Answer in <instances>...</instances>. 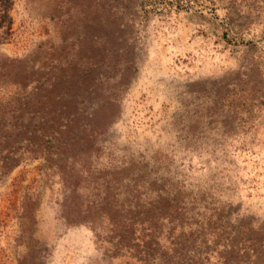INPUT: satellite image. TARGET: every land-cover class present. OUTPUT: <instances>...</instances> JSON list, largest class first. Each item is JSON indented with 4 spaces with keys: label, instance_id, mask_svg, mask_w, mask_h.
I'll return each mask as SVG.
<instances>
[{
    "label": "rangeland",
    "instance_id": "obj_1",
    "mask_svg": "<svg viewBox=\"0 0 264 264\" xmlns=\"http://www.w3.org/2000/svg\"><path fill=\"white\" fill-rule=\"evenodd\" d=\"M106 36L93 144L0 150V264H264V0H0V97Z\"/></svg>",
    "mask_w": 264,
    "mask_h": 264
},
{
    "label": "trees",
    "instance_id": "obj_2",
    "mask_svg": "<svg viewBox=\"0 0 264 264\" xmlns=\"http://www.w3.org/2000/svg\"><path fill=\"white\" fill-rule=\"evenodd\" d=\"M124 48L116 36H106L95 61L58 59L43 79H12L9 96L0 97V142L11 139L8 147L0 149L6 150L1 159L3 173L22 162L25 155L46 161L51 156L68 160L74 157L69 152L76 153L93 144L94 132L86 120L95 117L98 107L105 104L85 103L84 96L95 97L108 82L99 76L100 69L118 68L120 78L125 76L130 62L124 60Z\"/></svg>",
    "mask_w": 264,
    "mask_h": 264
}]
</instances>
